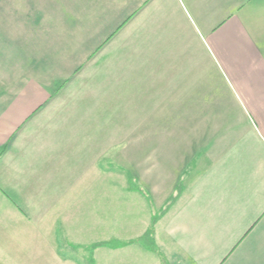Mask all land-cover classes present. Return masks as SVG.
<instances>
[{"label":"crops","instance_id":"0c3cea01","mask_svg":"<svg viewBox=\"0 0 264 264\" xmlns=\"http://www.w3.org/2000/svg\"><path fill=\"white\" fill-rule=\"evenodd\" d=\"M31 7L29 15H17L15 8L10 35L0 34L11 50V77L0 84V264L69 262L60 252L66 221L53 214L51 189L58 185L64 192L56 201L67 198L66 177L77 175L85 158L69 167L76 151L66 138L74 134L58 117L29 143L25 132L121 34L138 41L140 51L166 41L165 48H179L191 63L182 19L211 51L234 58L242 96L197 99L201 106L193 118L191 111V121L204 122L203 145L177 172L163 201L139 179L161 216L151 212L139 234L109 249L139 245L141 253L125 264H264V0H46ZM20 65L22 73L14 75ZM44 134L63 143L36 155L32 149L43 145Z\"/></svg>","mask_w":264,"mask_h":264},{"label":"rangeland","instance_id":"374dc122","mask_svg":"<svg viewBox=\"0 0 264 264\" xmlns=\"http://www.w3.org/2000/svg\"><path fill=\"white\" fill-rule=\"evenodd\" d=\"M38 2L46 0H0V34L10 35L15 8L17 15H29L31 6ZM256 13L251 11L254 19ZM182 20L186 25L180 32L187 29L186 39L191 40V63L179 48H165L166 41H160L158 48L149 44L151 47L140 51L138 41L121 34L101 52L97 62L75 75L58 104L47 109L25 132L29 143L32 136L39 138L45 124L58 117L65 130L74 134L66 138L73 140L76 151L69 156V167L85 158L78 173L74 172L77 175L66 177L71 180L62 186L67 198L56 201L64 192H59L58 185L51 189L56 198L50 201L53 214L66 221L67 237L61 240L64 248L60 252L68 264H125L136 252L141 253L139 245L109 249L117 240L127 241L125 238L139 234L151 212L153 218L161 216L158 205L151 207V200L155 204L156 198L139 188V179L150 184L157 199L163 201L177 172L193 162L199 145H203L199 131L204 122L191 121V111L193 118L195 109L201 106L197 99L242 96L239 66L231 60L234 58L224 59L226 55L211 51L203 35ZM254 23L249 19L248 25ZM1 42L0 84H7L11 74L6 70L11 65L6 63L11 50L3 47L6 41ZM20 73L22 65L14 75ZM58 138L41 135L43 145L36 144L34 154L47 147L57 149L63 143ZM3 152L4 148L0 155ZM139 189L143 193L132 191ZM107 242V247L93 248ZM146 245L150 247L148 241ZM43 261L39 258L37 264Z\"/></svg>","mask_w":264,"mask_h":264},{"label":"trees","instance_id":"16d2710c","mask_svg":"<svg viewBox=\"0 0 264 264\" xmlns=\"http://www.w3.org/2000/svg\"><path fill=\"white\" fill-rule=\"evenodd\" d=\"M107 245H108V243H100V244L94 245L93 248H95V247H103V246H107Z\"/></svg>","mask_w":264,"mask_h":264}]
</instances>
